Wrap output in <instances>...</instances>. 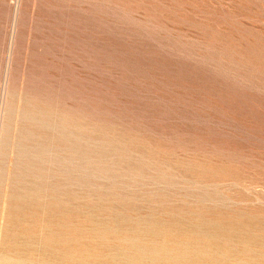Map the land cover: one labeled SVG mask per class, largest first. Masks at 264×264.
Masks as SVG:
<instances>
[{
  "label": "rangeland",
  "instance_id": "374dc122",
  "mask_svg": "<svg viewBox=\"0 0 264 264\" xmlns=\"http://www.w3.org/2000/svg\"><path fill=\"white\" fill-rule=\"evenodd\" d=\"M0 264H264V0H0Z\"/></svg>",
  "mask_w": 264,
  "mask_h": 264
}]
</instances>
